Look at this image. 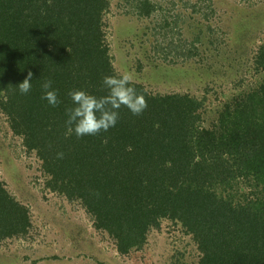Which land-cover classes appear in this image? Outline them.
I'll return each mask as SVG.
<instances>
[{
    "label": "trees",
    "instance_id": "obj_1",
    "mask_svg": "<svg viewBox=\"0 0 264 264\" xmlns=\"http://www.w3.org/2000/svg\"><path fill=\"white\" fill-rule=\"evenodd\" d=\"M110 6V0H0V107L13 131L37 153L48 188L81 200L120 253L141 248L166 218L193 235L200 264H264V190L250 198L239 185L253 176L264 185V84L245 112L229 114L240 119L234 125L240 122L241 131L232 135L202 127L204 104L191 95H154L132 81L147 102L141 115L121 107L107 132L66 135L68 92L100 97L107 93L102 78L120 75L106 39ZM136 6L152 12L142 0ZM255 62L264 69V45ZM29 71L32 88L21 95L15 87ZM46 79L58 92L56 107L41 99ZM31 227L30 209L0 181V241Z\"/></svg>",
    "mask_w": 264,
    "mask_h": 264
},
{
    "label": "rangeland",
    "instance_id": "obj_2",
    "mask_svg": "<svg viewBox=\"0 0 264 264\" xmlns=\"http://www.w3.org/2000/svg\"><path fill=\"white\" fill-rule=\"evenodd\" d=\"M142 1L150 14L138 9L140 0H110L104 18L119 74L131 73L132 82L154 95L200 100L201 125L217 137L241 131L240 122L234 125L240 119L229 114L240 107L245 112L251 93L264 84V69L255 62L264 45V0ZM47 179L37 153L0 107V181L32 218L27 235L0 241V264H200L193 235L166 218L141 248L120 253L81 200L50 190ZM254 179L239 178L250 198L264 190Z\"/></svg>",
    "mask_w": 264,
    "mask_h": 264
},
{
    "label": "clouds",
    "instance_id": "obj_3",
    "mask_svg": "<svg viewBox=\"0 0 264 264\" xmlns=\"http://www.w3.org/2000/svg\"><path fill=\"white\" fill-rule=\"evenodd\" d=\"M48 4L51 5L52 0H48ZM32 79L33 74L29 71L23 82L15 87L21 95L31 91ZM132 80L131 73L104 76L101 81L102 90L106 89L107 93L100 97L83 90H70L67 95L73 106L66 108V135L74 133L79 139L107 132L116 126L121 107H126L133 116L141 115L147 108V102L143 94H138L135 88L129 86ZM41 90L43 93L41 99L47 101L50 106L56 107L61 103L52 80H44L41 83ZM63 157L62 152L57 153V159Z\"/></svg>",
    "mask_w": 264,
    "mask_h": 264
}]
</instances>
